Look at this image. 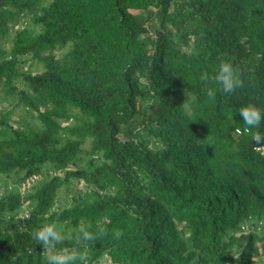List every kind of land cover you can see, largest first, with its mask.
I'll list each match as a JSON object with an SVG mask.
<instances>
[{
  "label": "trees",
  "instance_id": "obj_1",
  "mask_svg": "<svg viewBox=\"0 0 264 264\" xmlns=\"http://www.w3.org/2000/svg\"><path fill=\"white\" fill-rule=\"evenodd\" d=\"M1 102L0 264H264V0H0Z\"/></svg>",
  "mask_w": 264,
  "mask_h": 264
},
{
  "label": "clouds",
  "instance_id": "obj_2",
  "mask_svg": "<svg viewBox=\"0 0 264 264\" xmlns=\"http://www.w3.org/2000/svg\"><path fill=\"white\" fill-rule=\"evenodd\" d=\"M243 71L234 64L231 59L224 58L218 64L214 75L208 73L201 74V80L205 83H215L219 85L221 91L225 94H232L237 89L244 86ZM216 90L209 87L207 89V97L210 100H215ZM188 99L185 103L191 99ZM239 114L245 125V130H251L259 128L264 114L255 105L249 104L242 107L239 110ZM253 141L259 144L264 141V135L260 133L253 134ZM256 150H260L264 147H255ZM261 225H264V221H259ZM103 230H101L102 232ZM117 235H122L118 233ZM33 240L42 245V255L45 258L46 264H88V256L85 253H78L75 249H57V245L61 243L62 236L56 224H47L33 232ZM97 236L93 235L89 231L81 230V235L77 238L82 241L95 240Z\"/></svg>",
  "mask_w": 264,
  "mask_h": 264
},
{
  "label": "built area",
  "instance_id": "obj_3",
  "mask_svg": "<svg viewBox=\"0 0 264 264\" xmlns=\"http://www.w3.org/2000/svg\"><path fill=\"white\" fill-rule=\"evenodd\" d=\"M39 178H40L39 173H32V174L27 175L20 181L18 185V190L20 192H23L25 189H27L28 187L33 185L37 180H39ZM24 214L26 215V212H24Z\"/></svg>",
  "mask_w": 264,
  "mask_h": 264
},
{
  "label": "rangeland",
  "instance_id": "obj_4",
  "mask_svg": "<svg viewBox=\"0 0 264 264\" xmlns=\"http://www.w3.org/2000/svg\"><path fill=\"white\" fill-rule=\"evenodd\" d=\"M22 67L25 68L26 67V64H23ZM39 69H40V65L39 64H36V70H39ZM0 107L3 108V109H8L9 108V106L5 102H1L0 103ZM21 113H20V115H22ZM86 145H87L86 143L83 144V147H86ZM78 187H79V184L77 185V188ZM58 196H59V199L60 200L63 199V200H66L67 201L69 199V197L65 194V192L62 189H60V191L58 193ZM96 264H110V263L107 260H105V258H100L99 261Z\"/></svg>",
  "mask_w": 264,
  "mask_h": 264
}]
</instances>
